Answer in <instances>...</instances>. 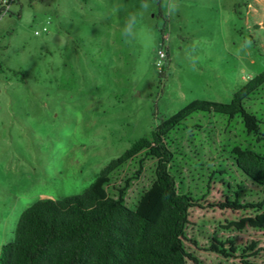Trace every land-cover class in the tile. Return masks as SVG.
I'll return each instance as SVG.
<instances>
[{
  "label": "rangeland",
  "instance_id": "374dc122",
  "mask_svg": "<svg viewBox=\"0 0 264 264\" xmlns=\"http://www.w3.org/2000/svg\"><path fill=\"white\" fill-rule=\"evenodd\" d=\"M147 2L139 15L141 0H15L0 17V250L34 202L82 193L161 120L194 100L229 103L264 69V0H176L173 15L167 0ZM131 13L136 35L128 38ZM245 106L264 117L263 95ZM225 121L192 115L173 133L176 156L196 165L228 157L224 140L245 135L239 120ZM152 178L147 163L127 193L129 206ZM222 195L216 185L208 196L215 206L191 211L187 233L196 245L186 246L199 264H241L205 251L207 233L264 248V231L229 226L250 214L220 209Z\"/></svg>",
  "mask_w": 264,
  "mask_h": 264
},
{
  "label": "trees",
  "instance_id": "16d2710c",
  "mask_svg": "<svg viewBox=\"0 0 264 264\" xmlns=\"http://www.w3.org/2000/svg\"><path fill=\"white\" fill-rule=\"evenodd\" d=\"M261 95L264 69L241 85L229 103L194 100L161 120L149 137L135 140L112 159L82 193L37 200L21 213L14 239L1 247L0 264H199L186 246L196 245L187 233L191 211L215 206L208 196L216 185L223 194L220 209L250 214L227 221L229 226L240 229L247 222L264 231V117L245 106ZM198 114L239 120L245 137L224 140L221 152L228 157L197 166L176 156L173 133ZM147 163L153 164V178L129 206L127 193ZM126 169L130 174L122 176ZM242 175L258 192L242 180L238 184ZM205 238L204 250L225 261L264 264V248L257 241L241 244L217 233Z\"/></svg>",
  "mask_w": 264,
  "mask_h": 264
},
{
  "label": "clouds",
  "instance_id": "9594fccd",
  "mask_svg": "<svg viewBox=\"0 0 264 264\" xmlns=\"http://www.w3.org/2000/svg\"><path fill=\"white\" fill-rule=\"evenodd\" d=\"M167 14L168 15H173L177 9H178V4L176 3V0H167ZM140 13L139 15H143L144 12H147L149 10V8L151 7V5L149 6L147 0H141L140 3ZM137 18H138V14L137 13H131L129 14V16L127 17L126 21H125V25L123 28V34L125 35V37L128 38H133L136 35V26H137ZM250 43V42H249ZM247 45H245L246 47ZM186 59H188L193 67V70L195 69V64L197 61V57L192 56L191 53H186Z\"/></svg>",
  "mask_w": 264,
  "mask_h": 264
},
{
  "label": "built area",
  "instance_id": "2783aa9c",
  "mask_svg": "<svg viewBox=\"0 0 264 264\" xmlns=\"http://www.w3.org/2000/svg\"><path fill=\"white\" fill-rule=\"evenodd\" d=\"M15 0H0V17H2L5 13L9 11L10 4L14 2ZM42 31H46V27L42 29ZM39 32H35V34H38ZM159 59H164L166 57V54L164 51L159 50L158 51Z\"/></svg>",
  "mask_w": 264,
  "mask_h": 264
}]
</instances>
